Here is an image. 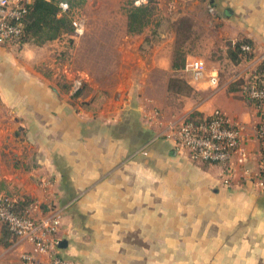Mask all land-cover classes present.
<instances>
[{
	"label": "crops",
	"instance_id": "crops-1",
	"mask_svg": "<svg viewBox=\"0 0 264 264\" xmlns=\"http://www.w3.org/2000/svg\"><path fill=\"white\" fill-rule=\"evenodd\" d=\"M192 3L204 7L200 17L184 5L166 19L193 15L204 26L207 48L220 55L209 67L219 72V87L208 74L196 79L186 66L173 69L172 57L100 60L93 74L87 63L74 66L65 40L0 43V194L28 197L38 217L58 213L59 230L49 238L72 264H264V192L255 184L261 118L243 90L229 88L264 63V0ZM148 31L141 42L118 48L157 54L167 33L158 30L159 41L146 43ZM238 42L250 44L252 56L235 63L228 52ZM173 77L194 88L180 95L174 113L166 102ZM77 80L84 84L75 91ZM216 109L243 129L228 167L193 161L165 137L171 124ZM52 259L29 240L7 237L0 223V264Z\"/></svg>",
	"mask_w": 264,
	"mask_h": 264
},
{
	"label": "built area",
	"instance_id": "built-area-1",
	"mask_svg": "<svg viewBox=\"0 0 264 264\" xmlns=\"http://www.w3.org/2000/svg\"><path fill=\"white\" fill-rule=\"evenodd\" d=\"M34 0H0V43H13L22 34L23 17L28 5ZM67 3H61L63 10L68 9ZM84 19H76L75 32L83 33ZM245 52L252 51L250 44H241ZM194 78H201L208 74L214 87L220 85V74L217 70H210L204 61L192 60L187 66ZM244 89L246 94L255 102L261 123L256 130V137L262 144L259 161V174L255 181L257 187L264 192V73L258 69L252 70L245 77ZM200 120H184L172 124L165 137L173 142L174 148L188 153L196 162H209L230 165L234 154L241 149L244 142L242 127L233 124L219 109L210 116L201 117ZM145 152V151H144ZM229 182V181H226ZM19 199L7 193L0 194V222L6 223L12 235L24 238L34 243L36 247L52 254V264H72L55 251L56 238L54 236L60 226V215L51 214L38 217L26 207L24 212L16 210ZM26 260H31L29 254L23 255Z\"/></svg>",
	"mask_w": 264,
	"mask_h": 264
},
{
	"label": "rangeland",
	"instance_id": "rangeland-1",
	"mask_svg": "<svg viewBox=\"0 0 264 264\" xmlns=\"http://www.w3.org/2000/svg\"><path fill=\"white\" fill-rule=\"evenodd\" d=\"M72 3L74 7L70 10L69 17L72 20L73 28L71 24L69 26V32L64 34L59 41L65 40L64 45L68 47L67 52H69L68 50L71 48L75 50V52L72 50L71 52L73 53H69L70 55L72 54L71 57L75 61V67H85V63H87V67L93 74H97L100 71L98 61L102 60L108 64H113L116 63V61L120 62L122 58L127 59L129 56L135 57L136 59H152L154 56L158 58L163 57V59L172 57L173 60L176 59V57H178L179 60H183L184 58H191L192 60L200 59L205 62L208 68L213 67L215 61L219 60L218 56L220 55L211 52L207 48L208 36L203 32L205 31L204 26L200 24L199 21H195L193 17V15L200 17L201 14L204 13V7L192 3V0H171L172 5L168 7L167 5H159L157 0H151L150 6L152 14L150 16L149 26H147L150 27V32L148 31L145 41L146 43H157L156 41H159V37L161 38L159 31L167 33V36L164 37V39L166 38L165 43L167 45L164 46L162 50H159L157 54H154L153 51H141L139 54L137 52L133 54L132 52L128 54V52L121 51L118 48L119 43L137 44L143 40V33H139L141 36L139 35L137 37V34L130 33L129 31L127 32L126 29L127 15L130 9L142 5V0H72ZM184 5L186 7L184 11H189V13L193 14L185 15V18L192 23L191 28L186 30L183 34L179 33L176 39L167 40L170 37L172 38L170 32L174 29L173 21H168L166 19L168 13H175L174 11L176 10L182 11ZM80 18L84 19V30L81 34L75 32L74 26L75 20ZM126 32L128 34H126ZM161 54L162 56H159ZM61 56H63L62 52L58 54V57ZM222 63H224V61ZM225 65L226 63H224V66L222 65V70L226 68ZM110 68L114 70V66H107L105 69L108 71ZM83 84L81 80H77L73 83V89L75 91L80 88L82 89ZM156 87V92H160V87L157 85ZM174 89H178L177 86H175ZM242 90L244 91V96L253 101L246 94L245 89L243 88ZM193 94V87L192 90H188V88L182 84V87L179 88V93L170 91L166 102L173 108L172 111L174 113L177 109L181 108L180 105L184 102L180 95L189 97ZM170 126L168 132L170 131ZM224 183L227 185L230 184L228 173L225 174Z\"/></svg>",
	"mask_w": 264,
	"mask_h": 264
},
{
	"label": "trees",
	"instance_id": "trees-1",
	"mask_svg": "<svg viewBox=\"0 0 264 264\" xmlns=\"http://www.w3.org/2000/svg\"><path fill=\"white\" fill-rule=\"evenodd\" d=\"M151 0L147 4H142L140 6H135L130 9L127 15V30L130 33L139 34L144 31V29L149 26L150 16L152 14ZM61 3H67L69 5L68 9L63 10L61 8ZM72 0H34L28 5L26 14L23 17V31L22 34L13 42L14 44L23 45L26 43L33 44H43L49 41L59 40L64 34L69 32V26L72 24V20L69 17L70 10L74 7ZM173 31L175 32V39L179 33L183 34L186 30L191 28V22L188 21L184 16H180L173 22ZM73 28V24H72ZM62 40V39H61ZM242 42L234 44V48L230 49L228 55L230 59L238 63L242 57L249 59L252 56V51L245 52L241 49ZM176 49V46H175ZM191 59V58H190ZM189 58H184L179 60L178 57L173 60L172 67L175 70L183 69ZM259 71L264 73V63L258 68ZM185 85L188 90H192V86L186 82L185 79L181 77H173L169 83V90L175 93H179V88ZM245 85L244 78H237L233 80L229 88L232 90H242ZM177 86L178 89H174ZM203 117L198 112H193L190 114L186 120H200ZM31 199L25 197L24 199H19L17 203L16 210L18 212H24L26 207L31 204ZM2 224L3 231L7 237H12V233L6 223L0 222Z\"/></svg>",
	"mask_w": 264,
	"mask_h": 264
}]
</instances>
